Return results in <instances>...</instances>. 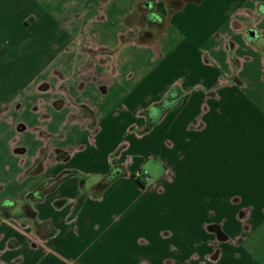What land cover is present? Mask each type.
<instances>
[{"label": "crops", "instance_id": "0c3cea01", "mask_svg": "<svg viewBox=\"0 0 264 264\" xmlns=\"http://www.w3.org/2000/svg\"><path fill=\"white\" fill-rule=\"evenodd\" d=\"M49 1L60 14L50 22V41L37 40L48 36V20L35 17L25 28L33 29V45L26 44L34 59L49 53L45 72L55 78L44 101L51 114L34 127L33 150L20 137L29 125L7 118L20 96H0V205L15 201L0 209V264H264L246 245L248 234L264 225V155L256 169L237 170L254 187L237 185L240 195L218 201L199 229L155 227L149 215L145 221L157 229L141 235L134 231L137 205L164 189L170 169L155 181L142 170L144 191L129 155L162 156L178 167L181 181L188 170L183 160L204 131L213 139L214 126L231 119L235 107L236 117L251 121L249 103L235 88L245 85V50H264L253 44L264 34V0ZM34 7L42 12L31 2L0 0V20L8 21L12 10L21 22L22 8ZM145 7L159 21L145 23ZM52 22L67 26L64 35L52 37ZM16 41L14 51L21 49ZM9 54L0 51V94L9 92V78L15 88L21 76L20 64L10 69ZM114 166L125 174L95 195ZM205 167L195 154L197 178L216 173L212 163ZM252 188L255 197L247 198Z\"/></svg>", "mask_w": 264, "mask_h": 264}, {"label": "rangeland", "instance_id": "374dc122", "mask_svg": "<svg viewBox=\"0 0 264 264\" xmlns=\"http://www.w3.org/2000/svg\"><path fill=\"white\" fill-rule=\"evenodd\" d=\"M24 1L36 5L37 9H41L42 12H35V7L34 11H29V9L24 11L22 8L19 17L21 18V15H23L25 19L19 22L18 15L10 10L9 20H0V51L7 49L10 52V69L13 70L17 64L21 66V76L15 79V81L18 80L15 88H12L13 81L8 77L11 88L8 93L7 89L2 90L3 94L1 93L0 96L6 95L8 98L20 96L15 101V105H10L12 110H8L7 118L19 116L21 121L29 125L28 130L21 132L20 137L21 141L25 142L30 150H33L36 145L33 139L34 132L37 131L34 127L39 124L40 120L48 122L45 121L48 117L43 116L46 115L45 113L51 114V110L45 107L44 101H47L49 95H51L49 88L54 83L55 78L49 72H45L47 69L44 65L47 63L49 53L45 54L43 52L40 57L34 59L33 51L26 44L30 42V46L33 45L34 39L30 35L33 29L27 30L25 28L34 23L35 17L48 20V36L37 40H47L49 42V38H51L49 34L50 22L51 20L56 21V17L60 14L51 12L49 0ZM89 3L92 5L93 0H90ZM59 4L62 5L61 2ZM62 24L52 22V37L60 36L61 33L64 35L67 26H62ZM17 39L21 40V49L14 51V46H16L14 44L18 42ZM253 44L264 47V34L259 37L257 43ZM46 52H49V50ZM244 55L248 57L241 74L245 78V85L240 87L236 85L235 90L241 94V99L244 102L248 101L250 115L246 114V116L251 121H243L241 118L236 117L241 110L235 107L231 119L222 118L223 121L214 126L211 131L213 139L208 136V130L204 131L202 142L194 146L183 160V163L188 164V170L181 175V181L178 178V167L172 165L168 160H164L162 156L145 158L146 152L138 151L135 154L136 152L130 150V157H134V167H136V170L140 169L135 175L141 182L145 178L142 170H146L150 180L155 181L159 180L165 170L170 169L169 177L165 179V187L163 184L161 185L164 189L155 188L149 194L144 195L137 205L140 219L134 225V231L138 235L145 231L157 229L145 221L146 216L149 215L154 217L152 223L155 227L156 225H168L167 227L170 229H199L200 222L203 223L204 220L209 219L218 201L228 204L232 196L240 195L236 192H241L242 189L238 188L237 185L254 187V179L249 177L250 181H241L237 170H241L242 167L250 170L256 169L261 164V156L264 155V50L258 48L256 51V46L252 45L249 50H245ZM3 63H5V60H0V65ZM19 103H21V108L17 109L16 106ZM42 105L45 109H41ZM128 140L130 138L127 135L124 141ZM214 141L215 143L212 145ZM2 150H4V145L0 143V151ZM215 151L218 152V155L214 153ZM195 154L202 157L206 166L205 169H208L209 164L212 163V168L216 173L210 174L209 171H205L203 175L197 178V174L193 173ZM230 160L233 161L229 162ZM159 162L162 165H159ZM195 177L197 179H194ZM143 184V190L148 191L147 185L144 182ZM137 189L139 192L137 191L136 195H139L141 190L138 187ZM252 190L253 188L250 192ZM245 196L247 198L255 197L253 192L245 193ZM151 202L154 205L153 209L148 207L147 204H151ZM205 222L211 223L208 220ZM263 226V223H261L251 234H248L246 245L253 250L258 258L264 261Z\"/></svg>", "mask_w": 264, "mask_h": 264}, {"label": "trees", "instance_id": "16d2710c", "mask_svg": "<svg viewBox=\"0 0 264 264\" xmlns=\"http://www.w3.org/2000/svg\"><path fill=\"white\" fill-rule=\"evenodd\" d=\"M141 7L143 5H140ZM142 9H146V13L142 16L143 17V21H145V23H148L150 21H159L156 17L155 14H153V12L150 11V8H142ZM251 38V37H250ZM174 90V88H172L169 92V94H167V97L170 95V93H172ZM166 99V96L165 98L163 99L161 105H159L161 107V110L165 109L166 106L163 105V103L165 104V100ZM35 171L36 168L33 166L32 168H30L27 172H30V171ZM125 172L119 168V166H114L113 169H111L104 177L103 179L100 181V184L97 186V189H96V193L95 195H99V193L102 191V189L108 185L111 181H113L115 178L121 176V175H124ZM133 177H135V179L137 180V182L139 183V185H141L142 187L144 186L143 182L139 181V178L137 177V175H133ZM28 194H26L24 197H23V200L25 199L27 201L28 199ZM81 201V198L79 200V202ZM15 204V201H9V200H5L1 205H0V209L1 210H4L5 208L9 207V206H12ZM219 231V229H218ZM219 238L220 237H223L222 234L220 233L219 231V234H218Z\"/></svg>", "mask_w": 264, "mask_h": 264}, {"label": "water", "instance_id": "95a60500", "mask_svg": "<svg viewBox=\"0 0 264 264\" xmlns=\"http://www.w3.org/2000/svg\"><path fill=\"white\" fill-rule=\"evenodd\" d=\"M250 35H255V32L253 30H249Z\"/></svg>", "mask_w": 264, "mask_h": 264}, {"label": "built area", "instance_id": "2783aa9c", "mask_svg": "<svg viewBox=\"0 0 264 264\" xmlns=\"http://www.w3.org/2000/svg\"><path fill=\"white\" fill-rule=\"evenodd\" d=\"M143 173V172H142ZM144 175V174H143Z\"/></svg>", "mask_w": 264, "mask_h": 264}]
</instances>
